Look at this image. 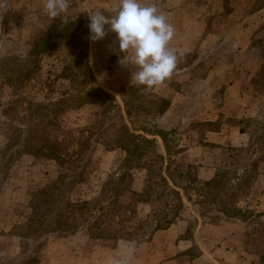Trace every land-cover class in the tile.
<instances>
[{
	"label": "rangeland",
	"instance_id": "1",
	"mask_svg": "<svg viewBox=\"0 0 264 264\" xmlns=\"http://www.w3.org/2000/svg\"><path fill=\"white\" fill-rule=\"evenodd\" d=\"M259 2L264 5V0ZM118 3L119 0H70L65 23L45 14L43 0H0V44L3 39L15 41L14 27L28 25L24 37L36 45L26 59L18 58L25 45L7 42L0 46V199L5 201L9 197L2 192L3 187L9 188L7 179L15 173L12 168L22 153L21 149L7 144L13 130L21 127L22 143L29 136V129L35 128L38 119L43 118L46 132L65 140L70 152L76 150L77 142L87 141L80 155L63 169L50 160L36 161L26 167L20 164L16 176L24 189L16 195L15 205L5 209L6 217L12 216L13 226L10 236L0 240V246L17 248L18 253L13 257L3 255L0 264H75L77 258L85 264L90 259L102 264L107 257L113 264H121L125 257L128 264H137L139 255L135 248L151 239L156 225L165 229L167 223L183 220L186 224L183 237H187L196 227L192 211L205 215L209 224L217 223L222 215L238 216L246 221L254 216L250 210L236 207L242 190L233 184V179L236 166L250 170L249 177H242V185H248L260 172L255 163L264 161V100L260 98L262 109L259 106V112L251 113L253 117L243 121H247L244 128L251 133L247 145L227 147L231 157L227 164L231 167L208 187L197 180L193 182L197 166L189 163L182 152L193 141H201L207 130L218 128L217 121L205 120L211 112H217L219 101L213 97L203 100L195 95L187 97L185 105L164 117L166 123L160 122L163 114L157 111L167 107L170 98H159L154 89L143 91L142 86L123 83V65L112 62L114 55L104 65L102 53L95 54L91 49L88 13L99 10L111 15ZM143 3L149 5L151 0ZM262 36L264 23L259 34L253 36L248 52L243 53L245 59L240 67L251 74L247 90L252 87L260 92L264 90V45L259 39ZM109 38L110 33L98 43H111ZM187 63H193V58L183 56L177 66ZM207 65L213 67L217 63L210 60ZM205 68L198 64L196 73H205ZM25 73L29 75L27 81L23 78ZM193 85L196 91H205V84ZM99 90L114 100L108 103L102 99L98 103ZM123 100L130 112L128 118L122 110ZM123 120L136 134H142L140 130L145 129L166 135L170 172L174 173L177 185L185 188L184 192L175 189L182 198V207L160 182L159 161L151 149L144 154L140 168L125 164L126 153L117 145V139L124 138L120 130ZM157 147V152L163 154L162 143L158 142ZM151 161L155 167H151ZM123 173L124 179L119 180ZM59 175L63 177L56 182L51 203V182ZM10 183L14 185L15 181ZM128 187L140 197L127 192ZM44 188H48L46 194H41ZM184 193L190 198L189 204L183 200ZM247 224L249 231L242 238L243 244L247 250L261 253L264 264V226L256 219ZM133 246L129 255L128 248ZM106 250L114 251L107 256ZM192 253L197 254L196 246Z\"/></svg>",
	"mask_w": 264,
	"mask_h": 264
},
{
	"label": "crops",
	"instance_id": "2",
	"mask_svg": "<svg viewBox=\"0 0 264 264\" xmlns=\"http://www.w3.org/2000/svg\"><path fill=\"white\" fill-rule=\"evenodd\" d=\"M153 4L166 15L168 22L175 29V36L170 47L177 52L182 51L183 56L193 58V63L177 66L170 79L166 80L162 86L154 88L159 98H170L160 122L166 123L167 120L164 117L167 114L172 115L180 105H185L188 101L187 97L191 98L195 95L201 100L204 97L206 99L213 97L220 104L217 112H211L209 118L205 120L207 123L217 121L220 123L218 128L207 130L201 141H193V144L185 147L182 152L189 163L197 166L196 180L200 185H204L206 182L215 180L222 171L231 167L227 164V161L231 159L227 147L247 145L251 139V133L249 129L244 128L247 121H243L253 117L251 113L259 112L260 107L262 109L259 103L260 98L264 100V90L260 92L253 87L247 90L246 84L251 74L245 73L240 64L244 62L243 53L248 52L253 36L262 30L264 5L259 0H151L149 5ZM27 26L14 27L15 41L3 39L1 48L3 43L6 45L7 42H12L16 46L23 44L26 48L21 54L18 52V58L26 59L33 46L24 37ZM109 39L111 43L101 45L90 41L91 49L95 54L102 53L101 61L104 65L109 64L110 55H114L112 62L116 65L124 64L122 66L123 83L131 85L132 65L127 58L123 60L124 54L118 52V44H113L114 33H110ZM259 39L264 45V36ZM110 45L112 47H109ZM100 47L105 50L100 51ZM114 48L117 51L114 52ZM90 56L93 57V54ZM210 60L215 61L217 66L207 65ZM198 64L203 68L206 67L207 71L197 74L195 68H198ZM229 67L232 70H229ZM195 82L205 84V91H196L193 87ZM4 85L7 86L6 83ZM189 85L191 88L187 87ZM1 147L0 142V150ZM256 157L254 156L258 160ZM19 158L12 168L15 173H11V177L7 179L9 188L3 187L2 192L8 193L9 197L5 201L0 199V240L10 236L9 232L13 226L12 216L6 217L5 209L7 206L15 205L13 201L16 195L24 189L17 182L16 171L22 164L26 167L36 161L45 160L34 159L27 155ZM255 164L260 172L254 173L255 178L248 185L240 183L242 177H249L250 170L247 168L236 166V177L233 179V184L238 185L242 190L236 207L243 211L250 210L254 216L246 221L238 216L230 218L222 215L223 217L217 223L209 224L205 221V215L195 214L192 211V220L196 222V227L190 236L183 237L186 229L183 220L171 223L165 229L152 231L151 239L140 243L138 248H135L139 255L137 264H262L261 253L247 250L242 241L246 231H249L246 227L249 225L247 223L256 219L264 226V161H258ZM11 181H15V184L12 185ZM183 200L188 204L190 202L186 197ZM212 241L214 244H211ZM193 246H196L197 254L192 253ZM113 251L106 250L105 253L108 256L112 255ZM17 253V248L0 246V261L3 260V255L8 254L13 257ZM82 261L81 258H77L75 264H85ZM87 264L99 263L90 259ZM102 264H113V262L107 257V261Z\"/></svg>",
	"mask_w": 264,
	"mask_h": 264
},
{
	"label": "clouds",
	"instance_id": "3",
	"mask_svg": "<svg viewBox=\"0 0 264 264\" xmlns=\"http://www.w3.org/2000/svg\"><path fill=\"white\" fill-rule=\"evenodd\" d=\"M69 8L70 0H43V10L53 20L59 18L67 23ZM88 20L91 42L101 41L109 33L115 34L113 44H118V52L124 54L123 60L127 58L132 65L130 84L142 86L143 91H151L170 79L184 55L170 47L175 29L154 4L147 5L143 0H119L111 15L96 10L88 13ZM133 250L134 246L128 248L129 255ZM121 264H128L127 257Z\"/></svg>",
	"mask_w": 264,
	"mask_h": 264
},
{
	"label": "trees",
	"instance_id": "4",
	"mask_svg": "<svg viewBox=\"0 0 264 264\" xmlns=\"http://www.w3.org/2000/svg\"><path fill=\"white\" fill-rule=\"evenodd\" d=\"M34 48H36V45L32 46V49L29 54H31L34 51ZM28 76L29 75L25 73L23 77L25 81L29 79ZM7 85L10 87L9 84ZM14 97H17V96L14 95ZM97 98H98L97 100L98 103L102 99L104 101L107 100L108 103H111L114 100V98H112L108 93H106L103 90L98 91ZM29 105H33V104L30 103ZM165 108L159 109L157 113L163 114L164 111L166 110ZM122 110L124 111L125 116L128 118L130 112L124 100H123ZM42 121H43V118L38 119V122L35 125L36 127L29 129V133H28L29 136L25 138L22 143L20 142L21 140L19 141V136L22 132L21 127L16 128L15 130L12 131V136H9L7 138V144L12 147L13 146L17 147L18 150L21 149L22 151L21 156L27 155L34 159L50 160V161L55 162L58 167L63 169L64 165L67 162L71 163L72 159L74 161V158L80 155V151H82L83 148L87 145V141L80 142V143L77 142L76 150L70 152L68 148V143L65 140H62L58 137L49 135L45 130L46 124L42 123ZM120 130H121V135L124 138L122 140L118 138L117 141L119 142L117 145L120 149H122L126 153V157L124 159L125 164H129L130 166L135 165V168H140L141 161L144 158V154L147 153V151L151 149V153L154 155L155 159L159 161L158 177H159L160 182L164 184L165 187L176 196L179 207H182L183 206L182 198L180 197L179 191L175 189L177 188L184 192L185 188L177 185L175 179L173 178L174 173L170 172V162L169 161H170L171 155L167 152L166 139H165L166 135L159 130H157L154 133H150L146 131L145 129L140 130L142 134H136L133 130L127 127V125L124 123V120L122 124L120 125ZM147 136H150V137H147ZM156 137L160 140V142L162 143L164 147L163 154L157 152V148H158L157 144L159 140ZM151 162H153V165L151 167H155L156 164H154V161H151ZM62 177H63L62 175H59V177L57 176V178L51 182L52 188H53L51 199H50L51 203L54 201L53 198H54V194L56 190V182L59 179L61 180ZM79 177H81V175ZM124 177H125V173H123L119 177V180H123ZM177 177H181V175L177 174ZM194 181H196V178L193 180V182ZM214 182L215 180H211L209 182H206L204 186L208 187ZM47 189L48 188H44L41 194H46ZM127 192L133 195L135 194L136 198L140 197L139 194H136L129 187L127 189ZM184 197H186V199L190 201V198L187 195H185V193H184ZM171 223L170 222L167 223L166 226L168 227ZM160 229H164V228L160 225H156L154 230H160Z\"/></svg>",
	"mask_w": 264,
	"mask_h": 264
}]
</instances>
